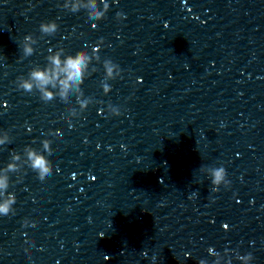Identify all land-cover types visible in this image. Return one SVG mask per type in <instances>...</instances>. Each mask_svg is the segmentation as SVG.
I'll use <instances>...</instances> for the list:
<instances>
[{"label":"clouds","instance_id":"1","mask_svg":"<svg viewBox=\"0 0 264 264\" xmlns=\"http://www.w3.org/2000/svg\"><path fill=\"white\" fill-rule=\"evenodd\" d=\"M58 7L67 10L71 13H78L84 10L90 20L103 19L109 11L108 0H63ZM117 20L125 19L124 13H117ZM97 25L93 23L92 27ZM59 29L56 20L41 22L39 25V32L41 36H53ZM38 39L32 34L25 35L19 47L22 51L21 59L30 57L36 51L35 45ZM103 45L101 39L97 46L77 51L75 54L67 53L63 47H58L55 51L48 49L46 56V63L42 66L39 64L30 68L27 75L17 77L15 84L18 90L25 93H38L39 98L44 103H49L57 98L60 101L68 104L70 98L75 95L76 103L68 108V115L64 117L68 121L73 118L80 117L91 104L94 103V98L85 96L83 84L86 78L98 71L95 64H101L104 72L103 80L101 81V88L103 94L107 96L111 91V85L108 81H113L122 77V69L111 59L105 58L101 62L99 55L100 46ZM106 114L108 117H119L122 115L119 106L108 103L106 105ZM71 126V125H70ZM47 135L59 138L62 133L59 130H49ZM11 143V137L8 131L0 132V146ZM53 140L43 139L41 141V148H35L32 145H26L22 153L13 151L10 154V161L0 168V216H8L14 214V205L16 203V195L9 192L10 174H20L26 169H30L36 174V177L41 181L53 173V163L48 158L53 149L51 147ZM201 171L205 172L211 180L213 191H219L220 187H230V181L227 179V172L225 167H201ZM22 179V176H17V182ZM29 221L25 220L24 225L27 226ZM228 255H225V253ZM208 253L215 257L213 264H232L229 257V252L225 249L224 254L221 255L213 248L208 249ZM147 256V253H142ZM107 258V257H106ZM155 259V258H153ZM238 259L243 264H251L253 256L251 253L239 256ZM199 264H207L206 260H200Z\"/></svg>","mask_w":264,"mask_h":264}]
</instances>
